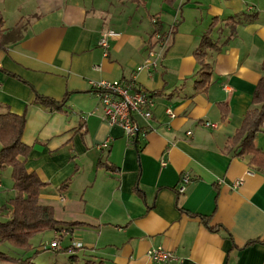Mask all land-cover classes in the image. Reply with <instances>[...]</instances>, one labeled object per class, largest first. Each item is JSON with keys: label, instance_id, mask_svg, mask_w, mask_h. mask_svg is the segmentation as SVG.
I'll return each instance as SVG.
<instances>
[{"label": "crops", "instance_id": "0c3cea01", "mask_svg": "<svg viewBox=\"0 0 264 264\" xmlns=\"http://www.w3.org/2000/svg\"><path fill=\"white\" fill-rule=\"evenodd\" d=\"M0 15V112L25 115V168L45 182L38 202L56 220L90 224L66 235L81 243L67 250L75 262L155 264L148 251L160 246L173 256L165 264H264V171L226 147L264 75V0H0ZM106 30L118 35L104 55ZM205 34L219 48L207 51L211 77L199 91L192 51ZM150 48L157 65L137 71ZM102 79L156 92L151 118H134L144 136L131 140L103 118L91 86ZM35 92L66 96L65 111L35 102ZM262 134L264 125L255 138L264 149ZM3 186L5 219L9 167Z\"/></svg>", "mask_w": 264, "mask_h": 264}, {"label": "trees", "instance_id": "16d2710c", "mask_svg": "<svg viewBox=\"0 0 264 264\" xmlns=\"http://www.w3.org/2000/svg\"><path fill=\"white\" fill-rule=\"evenodd\" d=\"M170 2L171 0H166ZM231 16L226 21L233 26L241 22L240 17ZM212 25V23H211ZM232 26V27H233ZM3 19L0 15V32L3 31ZM17 23L12 29H19ZM233 34V30L231 31ZM216 41L211 40L205 34L199 40L198 45L193 49L192 54L199 64L197 77L193 82L195 90H204L211 77V64L207 61V51L218 49ZM261 69L264 71V57L261 62ZM156 92H149L153 97ZM33 100L54 110H64L66 96L61 100L34 93ZM222 116H226L227 109L219 104ZM65 111V110H64ZM26 123L24 114H16L8 110L0 112V169L9 167L11 169L12 189L14 196L8 199V214L5 219L0 220V243L7 242L10 245L21 249L30 248L32 236L45 230L62 232L56 238L60 240L63 236L71 235L72 232L81 226L90 225L83 221H59L54 218L53 208L50 205H42L38 202L40 189L45 185L37 172L27 170L25 161L30 145L21 140ZM264 124V75L259 77L249 109L246 111L239 128L229 138L227 148L232 149L238 156L250 154V163L257 169L264 171V149L255 143L256 135L262 130ZM106 167L111 168L109 165ZM2 210H0L1 212ZM203 223L211 230L216 226L208 224V216H200ZM229 238L230 235L228 234ZM71 248V249H70ZM72 245L64 247L67 251L72 250ZM71 253V252H70ZM74 254L70 258L74 259ZM72 259V260H73ZM0 261L10 264H36L32 256L25 258L14 257L0 251ZM92 259L85 260L84 264H100Z\"/></svg>", "mask_w": 264, "mask_h": 264}, {"label": "built area", "instance_id": "2783aa9c", "mask_svg": "<svg viewBox=\"0 0 264 264\" xmlns=\"http://www.w3.org/2000/svg\"><path fill=\"white\" fill-rule=\"evenodd\" d=\"M117 35L118 33L113 30H106L101 33L98 44L104 49V55L107 53L106 49L108 48L109 39L114 38ZM162 39L164 38L161 35H156L157 43ZM156 54L155 50L150 48L147 57L136 67V70L140 71L142 69L155 67L157 65L155 60ZM91 86L96 92L101 104L103 118L108 123L120 126L123 129L125 136L131 140L136 138L139 133L143 136L146 134L147 130L141 129L134 118L136 114L141 115L146 119L151 118L154 101L148 91L138 87L133 81L122 79L97 80L93 81ZM167 112L170 116L173 115L172 111L169 109ZM204 125L215 126L209 122H205ZM247 172L250 173V171ZM189 181L190 176L187 173L181 174L180 180L176 186L177 192H184ZM241 182V179L235 180L232 187L235 188L239 186ZM71 245L73 247H80L81 243L73 239ZM58 246V239L49 242V247L51 248H57ZM148 257L155 264H165L173 256L171 252L157 246L148 251Z\"/></svg>", "mask_w": 264, "mask_h": 264}, {"label": "rangeland", "instance_id": "374dc122", "mask_svg": "<svg viewBox=\"0 0 264 264\" xmlns=\"http://www.w3.org/2000/svg\"><path fill=\"white\" fill-rule=\"evenodd\" d=\"M151 12V11H149ZM264 125V124H263ZM259 141L264 147V134L258 136ZM250 155V154H248ZM251 156V155H250ZM2 187L0 190V197H5L7 195V190ZM8 188V186H6ZM4 190V191H3ZM7 210L4 211V213ZM0 219H4V217H0ZM56 234L52 230H45L40 232L34 236H32L30 240V248L21 249L10 245L7 242L0 243V251L5 252L14 257H28L32 256V261L36 264H83V261L79 255V260L75 262L70 258L71 253L64 249L66 243L70 242L71 239L65 236L60 241L59 249L49 247V242L55 239ZM58 236V234L56 235ZM54 237V239H53ZM41 249V250H40ZM0 264H10L8 262H1Z\"/></svg>", "mask_w": 264, "mask_h": 264}]
</instances>
